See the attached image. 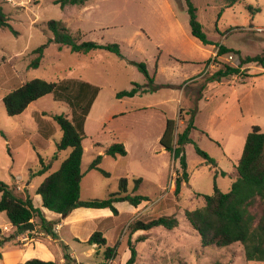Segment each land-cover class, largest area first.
I'll list each match as a JSON object with an SVG mask.
<instances>
[{
	"label": "rangeland",
	"instance_id": "374dc122",
	"mask_svg": "<svg viewBox=\"0 0 264 264\" xmlns=\"http://www.w3.org/2000/svg\"><path fill=\"white\" fill-rule=\"evenodd\" d=\"M53 1L0 0L9 22L0 28V181L17 195H28L39 207L36 188L70 152L57 150L62 132L53 115L73 118L75 113L77 120H84L80 199L108 197L118 191L122 177L128 179L130 192L133 179L140 177L136 193L149 201L139 211L120 202V214L99 218V231H105L107 244L114 247L109 260L84 241L96 221L81 226L75 239L67 227L60 229L68 253L75 255L69 264H124L128 240L137 250L134 264H264L247 261L238 243L202 246L184 213L203 206L197 193L210 195L214 186L230 190L247 134L253 126L264 132V65L245 64L240 74L210 80L225 64L237 67L239 56L264 51V0H238L230 6L225 0H191L208 44L192 36L184 0H87L63 8ZM51 19L62 21L79 41L117 43L120 55L104 49L77 53L51 42L39 65L29 67L33 49L52 37L47 28ZM220 46L231 51L219 55ZM229 54L233 59H228ZM135 62L146 65L152 82ZM33 78L55 82L57 87L21 114L7 115L4 95ZM135 84L147 90L116 97ZM180 111L185 122L194 111L195 128L190 133L194 143L184 147L189 180L176 197L172 183L178 162L162 151L159 138L166 119L181 120ZM114 142L123 143L126 155L104 159L100 153L99 168L107 174L89 169L99 150ZM195 144L214 158L215 167L196 153ZM39 157L50 165L41 175L36 174L41 168ZM161 215H173L177 226L134 233L129 228L137 218ZM0 229L6 230L1 233L5 237L15 234V230L10 234L13 228L5 212H0ZM24 233L38 236L34 230ZM138 236L145 239L136 242Z\"/></svg>",
	"mask_w": 264,
	"mask_h": 264
},
{
	"label": "trees",
	"instance_id": "16d2710c",
	"mask_svg": "<svg viewBox=\"0 0 264 264\" xmlns=\"http://www.w3.org/2000/svg\"><path fill=\"white\" fill-rule=\"evenodd\" d=\"M87 0H54L53 3L60 4L63 8L67 5H84ZM226 5L230 6L238 0H225ZM189 14L191 34L203 44H208L201 23L197 20L196 8L191 0H184ZM8 17L0 6V28L8 27ZM47 28L52 33V37L33 49L35 57L29 67H37L43 57L44 49L49 43H57L60 47L66 45L72 52L88 53L95 49H104L120 55L117 43L100 44L95 41H79L78 36H74L68 27L60 20L51 19L47 21ZM230 49L220 46L218 54H222ZM237 53V52H236ZM250 63L264 65V51L240 57L239 65L233 67L225 64L210 76V80H221L222 77L237 75L241 73V66ZM139 70L145 75L149 82L152 77L148 75L146 65L143 62H135ZM55 82L46 81L41 78L30 79L17 88L9 91L2 98L5 111L9 116L21 114L27 106L38 98L55 91ZM147 89L140 90V86L135 84L129 90H122L116 93L117 98L133 96ZM192 116L185 122L182 131H177L176 120L166 119L165 128L159 138V144L170 153L174 161L178 162L173 180V194L178 197L181 188L189 180L187 163L184 147L188 143H194L190 137L191 131L195 128ZM180 119L182 114L180 111ZM53 119L58 124L62 135L56 142L57 150L70 149L69 154L61 161L59 168L50 172L43 182L36 188V194L41 198L42 207L49 211L62 215H69L76 208H108L113 215L118 213L116 203L127 202L132 206H138L143 202L149 201L147 196L137 194L136 191L142 182L140 177L134 178L133 188L128 192V179L122 177L119 180L118 191L111 193L108 197L80 199V181L83 176L81 171V161L83 155L82 139L84 133L82 120L69 119L65 114H55ZM196 153L205 162L213 167L216 166L214 158L210 157L205 151L195 144ZM127 151L121 142H114L105 148V154L111 157L124 156ZM41 168L36 174L41 175L50 169V165L39 157ZM102 155H97L89 164V169L100 170ZM0 212H5L9 222L15 227V234L24 233L20 227L33 222L36 233H43L52 238H56L54 222L47 220L40 207L33 204L32 198L19 196L8 184L0 181ZM204 204L195 209H186L185 216L191 226L197 231L202 246L226 247L235 243L241 245L244 257L247 261L264 262V132L258 126H253L247 134L241 156L237 164V178L231 184L227 192H223L214 186L212 194H200ZM178 224L173 215L158 216L150 219H135L129 228L132 233L138 230H149L156 226H164L172 229ZM29 233L32 231H28ZM1 234L0 245L9 240ZM144 236H138L136 242L143 241ZM88 245H95L97 253L102 250L103 260H109L114 254V247L107 244L106 238L101 231H94L85 241ZM127 247L129 257L124 264H134L136 261L137 250L131 240H128ZM64 263L69 264L73 258L67 251V246L62 244ZM22 264H59L54 261H45L38 258H31ZM99 264H106L100 262Z\"/></svg>",
	"mask_w": 264,
	"mask_h": 264
},
{
	"label": "crops",
	"instance_id": "0c3cea01",
	"mask_svg": "<svg viewBox=\"0 0 264 264\" xmlns=\"http://www.w3.org/2000/svg\"><path fill=\"white\" fill-rule=\"evenodd\" d=\"M214 53L215 51L213 52V54ZM90 102L91 101H88L87 104H89ZM126 112L128 111L122 110V113H126ZM73 115H74L73 118L67 115L66 116L69 119H79L77 118L78 117L77 114L74 113ZM177 124L181 126L180 131H182L183 128L185 127V122L183 120H178ZM82 125L84 127V120H83ZM177 131L179 130L177 129ZM162 151L166 152V150L163 147H162ZM98 153L99 154L102 153L104 159L106 158L104 156H107L105 154V147L100 149ZM172 186H173V183H172ZM119 203L115 204V207L118 210L117 214H120V210L117 207ZM144 206L145 205L143 202L136 207L133 206L132 209L133 211L138 210V209L140 210ZM39 207L41 208L44 214V217L47 220L54 222V231L57 235L56 238H52L49 235H44L43 233H36L38 235L37 237H32L31 235H28L27 233L26 234L25 233L14 234L12 238H10L9 241L8 240L4 241L0 245V264H22L23 262L31 258H38V259L45 260V261H54L59 264H65L64 257H63V250H61V246L62 244H65V242L62 237H59L60 229L67 227V231L69 235L75 239L77 238V235L80 233L81 226L85 225L87 222L96 221V224H94L95 228L91 229L88 232L86 238L84 239V241H86L91 233H93L94 231H99V218L109 219L113 217L111 215L112 212L108 208H100V209L99 208H76L69 215L63 217L62 215L57 214L55 212H53L55 213V215L48 216L47 212L49 210L42 207V205H40ZM138 211L136 214H138ZM12 228L13 230L10 232V234H12V232L15 230V227L13 225H12ZM4 231L6 232V230H3V231L1 230V233L4 234ZM101 232L103 235H105V231L104 232L101 231ZM91 246L96 248L95 245H91ZM91 251L92 250H90L89 252ZM69 254L74 260L75 255L73 253H69Z\"/></svg>",
	"mask_w": 264,
	"mask_h": 264
},
{
	"label": "water",
	"instance_id": "95a60500",
	"mask_svg": "<svg viewBox=\"0 0 264 264\" xmlns=\"http://www.w3.org/2000/svg\"><path fill=\"white\" fill-rule=\"evenodd\" d=\"M35 229V226L33 224V222L31 221L30 223L23 225L22 227H20L21 231H33Z\"/></svg>",
	"mask_w": 264,
	"mask_h": 264
},
{
	"label": "built area",
	"instance_id": "2783aa9c",
	"mask_svg": "<svg viewBox=\"0 0 264 264\" xmlns=\"http://www.w3.org/2000/svg\"><path fill=\"white\" fill-rule=\"evenodd\" d=\"M228 59H230V60L233 59V55H232V54H229V55H228ZM18 189H19V188H18Z\"/></svg>",
	"mask_w": 264,
	"mask_h": 264
}]
</instances>
